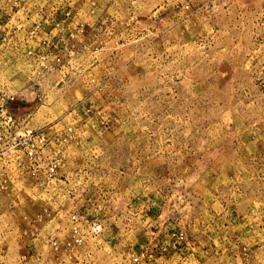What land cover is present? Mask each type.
<instances>
[{"label": "rangeland", "instance_id": "1", "mask_svg": "<svg viewBox=\"0 0 264 264\" xmlns=\"http://www.w3.org/2000/svg\"><path fill=\"white\" fill-rule=\"evenodd\" d=\"M0 264H264V0H0Z\"/></svg>", "mask_w": 264, "mask_h": 264}, {"label": "built area", "instance_id": "2", "mask_svg": "<svg viewBox=\"0 0 264 264\" xmlns=\"http://www.w3.org/2000/svg\"><path fill=\"white\" fill-rule=\"evenodd\" d=\"M9 99H10V101H12L13 98L10 97ZM27 154H28L29 156H31V155H32V152H31V151H28ZM96 227H97V226H96Z\"/></svg>", "mask_w": 264, "mask_h": 264}]
</instances>
